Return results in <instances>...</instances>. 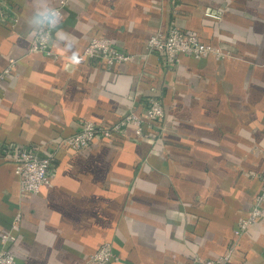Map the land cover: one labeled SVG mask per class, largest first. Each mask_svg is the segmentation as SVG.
I'll use <instances>...</instances> for the list:
<instances>
[{
  "label": "crops",
  "instance_id": "obj_1",
  "mask_svg": "<svg viewBox=\"0 0 264 264\" xmlns=\"http://www.w3.org/2000/svg\"><path fill=\"white\" fill-rule=\"evenodd\" d=\"M64 42L31 52L27 17L39 0L0 2V252L16 264H199L230 252L227 264H264L261 216L234 235L264 173V0H52ZM170 25L222 56L167 63L145 49ZM93 38L131 59L106 67L86 58ZM76 59H71L72 53ZM158 96V133L133 126L79 152L59 142L85 122L109 127L144 115ZM4 146L50 156V182L21 196ZM13 241L4 246L1 236Z\"/></svg>",
  "mask_w": 264,
  "mask_h": 264
},
{
  "label": "built area",
  "instance_id": "obj_2",
  "mask_svg": "<svg viewBox=\"0 0 264 264\" xmlns=\"http://www.w3.org/2000/svg\"><path fill=\"white\" fill-rule=\"evenodd\" d=\"M2 2V0H0ZM49 42L41 43L34 38L30 45L31 52H46L49 55ZM147 52L156 53L167 63H173L178 56H186L195 60L209 55L220 58L222 52L219 48L202 43L194 34L180 30L170 25L165 34H154L147 42ZM82 55L86 58L96 60L106 67H113L128 62L131 59L126 54L107 40L93 38L83 49ZM10 65L0 72V84L10 72ZM164 117V110L161 99L158 96H150L145 99V111L143 117L131 112L109 127L96 126L85 122L81 131L66 137L59 142V146L65 147L72 152H79L86 149L95 139H108L115 134H122L126 127L133 126L135 134L139 137L147 134L158 133ZM146 129V131H145ZM4 155L13 166V171L19 181L20 194H37L41 188L50 182L49 171L52 158L41 156L39 148L35 146H4ZM261 190L255 197L254 203L248 215L239 220L234 235L240 236L247 228L252 226L261 216L264 206V173L261 175ZM13 241L9 234L1 236L4 246ZM230 252L217 259L199 261V264H227ZM89 261L94 264H107L115 261L110 244H103L90 257ZM0 264H16L13 252L10 247H5L0 252Z\"/></svg>",
  "mask_w": 264,
  "mask_h": 264
},
{
  "label": "clouds",
  "instance_id": "obj_3",
  "mask_svg": "<svg viewBox=\"0 0 264 264\" xmlns=\"http://www.w3.org/2000/svg\"><path fill=\"white\" fill-rule=\"evenodd\" d=\"M62 20L61 11L52 3V0H39L37 7L33 8L31 14L26 19L29 28V35L35 40L46 43L53 38L52 30L55 29V42H64L67 49H71L73 44L69 37L58 26ZM71 59H76V53H72Z\"/></svg>",
  "mask_w": 264,
  "mask_h": 264
},
{
  "label": "trees",
  "instance_id": "obj_4",
  "mask_svg": "<svg viewBox=\"0 0 264 264\" xmlns=\"http://www.w3.org/2000/svg\"><path fill=\"white\" fill-rule=\"evenodd\" d=\"M143 117V116H142ZM145 131H146V129H145ZM120 134H115L114 136H112V137H115V136H119ZM144 135H145V133H144Z\"/></svg>",
  "mask_w": 264,
  "mask_h": 264
}]
</instances>
